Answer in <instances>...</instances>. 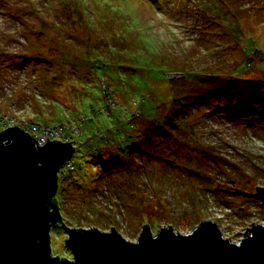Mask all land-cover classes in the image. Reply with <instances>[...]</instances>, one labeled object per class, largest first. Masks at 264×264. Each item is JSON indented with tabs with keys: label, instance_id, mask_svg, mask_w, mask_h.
<instances>
[{
	"label": "rangeland",
	"instance_id": "rangeland-1",
	"mask_svg": "<svg viewBox=\"0 0 264 264\" xmlns=\"http://www.w3.org/2000/svg\"><path fill=\"white\" fill-rule=\"evenodd\" d=\"M33 122L77 147L68 227L239 241L264 223V0H0V129Z\"/></svg>",
	"mask_w": 264,
	"mask_h": 264
},
{
	"label": "water",
	"instance_id": "water-1",
	"mask_svg": "<svg viewBox=\"0 0 264 264\" xmlns=\"http://www.w3.org/2000/svg\"><path fill=\"white\" fill-rule=\"evenodd\" d=\"M72 142L35 137L17 125L0 131V264H264V223L246 227L234 242L215 221L202 220L189 233L143 224L136 241L114 226L66 227L73 258L52 253L51 229L63 218L53 200L59 172L75 155ZM254 193L264 203V186Z\"/></svg>",
	"mask_w": 264,
	"mask_h": 264
},
{
	"label": "built area",
	"instance_id": "built-area-1",
	"mask_svg": "<svg viewBox=\"0 0 264 264\" xmlns=\"http://www.w3.org/2000/svg\"><path fill=\"white\" fill-rule=\"evenodd\" d=\"M61 127L62 126H57L55 128H52V127H45L44 128L42 125H39V124L33 122V123H27L24 125V127H20V128H22L26 132L32 134L35 137V139L37 140L38 145L42 146V145L46 144L47 139L50 141H52L54 139V140H59L61 142H69V140L65 141L64 138H61L59 136L58 132L60 133V131L64 130ZM1 130H4V129H0V131Z\"/></svg>",
	"mask_w": 264,
	"mask_h": 264
},
{
	"label": "trees",
	"instance_id": "trees-1",
	"mask_svg": "<svg viewBox=\"0 0 264 264\" xmlns=\"http://www.w3.org/2000/svg\"><path fill=\"white\" fill-rule=\"evenodd\" d=\"M133 147H134V145H133ZM131 150L132 149H130L128 152H131ZM63 168V167H62ZM58 193V192H57ZM53 200L59 205V207H60V202H59V199H58V197H57V194L53 197ZM56 226H60V227H62V228H66L67 227V225H65V223L63 222V218L61 219V221L60 222H58L57 223V225Z\"/></svg>",
	"mask_w": 264,
	"mask_h": 264
}]
</instances>
